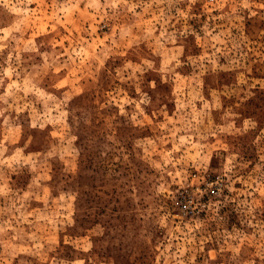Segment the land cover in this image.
Returning <instances> with one entry per match:
<instances>
[{
	"label": "rangeland",
	"instance_id": "rangeland-1",
	"mask_svg": "<svg viewBox=\"0 0 264 264\" xmlns=\"http://www.w3.org/2000/svg\"><path fill=\"white\" fill-rule=\"evenodd\" d=\"M0 264H264V0H0Z\"/></svg>",
	"mask_w": 264,
	"mask_h": 264
},
{
	"label": "built area",
	"instance_id": "built-area-1",
	"mask_svg": "<svg viewBox=\"0 0 264 264\" xmlns=\"http://www.w3.org/2000/svg\"><path fill=\"white\" fill-rule=\"evenodd\" d=\"M188 204H190V200L188 199V197L186 195H181L177 206L178 210L185 209L188 206Z\"/></svg>",
	"mask_w": 264,
	"mask_h": 264
}]
</instances>
